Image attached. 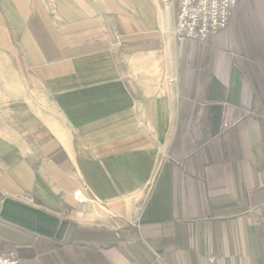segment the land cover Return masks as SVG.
Returning <instances> with one entry per match:
<instances>
[{
    "label": "crops",
    "instance_id": "crops-1",
    "mask_svg": "<svg viewBox=\"0 0 264 264\" xmlns=\"http://www.w3.org/2000/svg\"><path fill=\"white\" fill-rule=\"evenodd\" d=\"M174 20L162 0H0L18 79L0 107V253L264 264V0H237L203 44Z\"/></svg>",
    "mask_w": 264,
    "mask_h": 264
},
{
    "label": "built area",
    "instance_id": "built-area-1",
    "mask_svg": "<svg viewBox=\"0 0 264 264\" xmlns=\"http://www.w3.org/2000/svg\"><path fill=\"white\" fill-rule=\"evenodd\" d=\"M172 4L174 37L181 42L203 44L217 32L228 29L237 0H173ZM72 195L77 206L86 205L87 199L80 190H75ZM25 199L31 202L30 196ZM0 264H20V259L14 252H3L0 253Z\"/></svg>",
    "mask_w": 264,
    "mask_h": 264
},
{
    "label": "rangeland",
    "instance_id": "rangeland-1",
    "mask_svg": "<svg viewBox=\"0 0 264 264\" xmlns=\"http://www.w3.org/2000/svg\"><path fill=\"white\" fill-rule=\"evenodd\" d=\"M162 1L164 5L166 4L167 6H170L172 9H174L172 4L173 0H162ZM17 85H18V79L15 77V74L11 69V65L8 63L7 59L4 56L0 55V107L1 108L6 105H9V102L13 101L16 95L15 90L16 88L18 89ZM78 210L80 211V213L86 214L84 212L85 206H83L82 208L79 207Z\"/></svg>",
    "mask_w": 264,
    "mask_h": 264
}]
</instances>
